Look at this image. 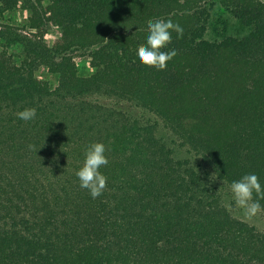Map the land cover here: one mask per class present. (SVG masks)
<instances>
[{"label": "trees", "instance_id": "1", "mask_svg": "<svg viewBox=\"0 0 264 264\" xmlns=\"http://www.w3.org/2000/svg\"><path fill=\"white\" fill-rule=\"evenodd\" d=\"M217 3L231 26L214 0H0L28 14L0 21V264H264V231L217 186L264 187V0ZM157 19L183 29L162 71L136 59ZM90 144L97 201L75 175Z\"/></svg>", "mask_w": 264, "mask_h": 264}, {"label": "clouds", "instance_id": "2", "mask_svg": "<svg viewBox=\"0 0 264 264\" xmlns=\"http://www.w3.org/2000/svg\"><path fill=\"white\" fill-rule=\"evenodd\" d=\"M173 31L179 35L182 34L183 29L171 19H157L150 22L147 26L146 46L137 49V61L158 71L166 69L167 62L177 55L174 48H168L172 42ZM16 116L19 120L29 122L36 118L37 112L35 108H24L18 111ZM106 156V150L102 145L90 144L85 149L82 166L75 172L80 189L88 193L92 201L102 199L107 190V180L100 174L109 166ZM215 178V176L212 177L213 180ZM229 190L234 206L242 210L246 218H251L262 210L259 201L253 199V193L260 195L264 192V187L260 184L256 174H246L232 181Z\"/></svg>", "mask_w": 264, "mask_h": 264}, {"label": "rangeland", "instance_id": "3", "mask_svg": "<svg viewBox=\"0 0 264 264\" xmlns=\"http://www.w3.org/2000/svg\"><path fill=\"white\" fill-rule=\"evenodd\" d=\"M218 1L219 0H214L215 4L214 5L211 4L212 5L211 6L212 19H217L219 29H221V27L223 26V24L220 25L219 23V21H223V18L227 19V21L229 20L228 26H231L230 25L231 18H228V13L224 12L220 7L218 8V5H219L217 3ZM27 15L28 14L25 10L15 9V10L7 11V12L0 14V21L7 22L10 24H15L19 27L24 28ZM57 34H58L57 29L55 27H51L47 34L48 41L51 43L52 39L56 37ZM84 59H85L84 57L77 59L78 66H79L81 73H88L91 70L87 67ZM44 77L45 79H48L49 81H52V82L54 80V77L52 75L46 74ZM122 107L127 108L125 105H123ZM134 111L136 112V110ZM138 112L140 113L139 110ZM146 116H150V115L146 114ZM158 134L162 135L164 139L167 140V142H169L174 147L175 150H177L178 154H182V155L185 154V152L183 150H180V148L178 147L177 142L174 140V136L170 132L166 131V129L161 127L158 130ZM217 186H218L219 192L223 194L225 203L227 204L229 209L232 211L233 215L251 223L259 230L264 231V217L260 211L256 213L254 216H252L251 218H246L243 214V211L234 206V202L231 200V192L229 190V186L224 185L220 182H218Z\"/></svg>", "mask_w": 264, "mask_h": 264}]
</instances>
